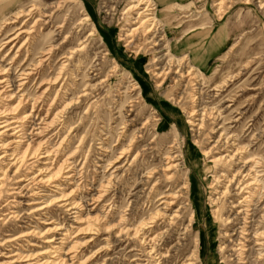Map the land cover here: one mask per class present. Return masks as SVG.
<instances>
[{
    "label": "rangeland",
    "instance_id": "374dc122",
    "mask_svg": "<svg viewBox=\"0 0 264 264\" xmlns=\"http://www.w3.org/2000/svg\"><path fill=\"white\" fill-rule=\"evenodd\" d=\"M136 1L0 0L2 66H8L18 48L29 39V33L22 35L10 54L12 45L3 47V40L17 29L29 32L41 11L50 23L39 22L32 28L36 33L21 51L16 67L26 62L30 54L36 63L42 50L52 44L60 45L61 49L45 64L46 75L33 85L28 84L26 91L32 99H42L44 89H38L37 83H48L44 87L51 89L50 102L43 108L39 104L42 111L40 107L37 110L45 119L52 105L47 123L57 120L51 132L46 131L39 138L35 134L33 139L37 145L46 141L56 149L54 167L58 169L67 162L65 172L71 171L72 176L65 179V174L60 178L62 190L45 186L40 195L39 183L32 178L38 175L43 161L35 160L19 176L25 182L6 181L0 194V264H39L37 260L44 259L43 253L50 246L44 245L38 234L27 235L34 229L46 231L49 226L42 223L51 217L59 228L72 230L68 245L76 254L71 264H182L195 249L197 264H238V256L232 252L236 248L221 251L229 245L223 235L226 218L219 211L222 199L217 202L221 184L215 182V152L210 151L207 156L204 150L214 145L215 133L217 139L226 132L235 136L247 152L264 158V0H203L193 12L191 7L183 8L191 11L185 14L190 17L183 19L178 13L174 18L173 9H159L154 0H148V13L156 18L157 26L149 35L144 29L135 31L140 27L139 15L129 8ZM33 6L37 15L28 24L27 11ZM169 14H173L171 22ZM186 20L190 22L181 25ZM180 26H184L180 28L184 34L204 31L200 38L191 33L187 42L181 43L182 34L176 35ZM217 35L227 42L219 51L209 53V43ZM69 53L70 60L65 58ZM63 64L66 73L54 86ZM85 90L89 96L78 99ZM39 123L37 120L35 128L46 126ZM134 142L138 144L130 148ZM149 145L152 150L142 153L137 167L128 172L135 156ZM172 146L181 154V164L170 174L172 180L162 181L161 192L176 189L188 178L193 204L190 213H195V218L188 239L183 232L188 215L183 223H159L153 236H163L157 249L166 257L159 258L157 254L149 255L150 249L143 253L139 244L129 246V242H120L104 230L112 229L122 216L129 220L132 230L155 216L159 204L151 207L150 189L144 191L135 181L147 167H159ZM122 153L129 154V165L124 167L125 159L117 163L116 172L109 171ZM112 174L124 176L115 181L110 180ZM161 175L162 172L156 178ZM157 179L149 180L153 181L150 188ZM63 192L76 193L85 224L74 222L72 213L78 210L69 213L63 207L49 209L51 216L30 214L40 205H34L40 202V196L50 201ZM158 193L159 187L152 196ZM104 195L103 202L90 205L93 199ZM12 211L18 212L19 217H2ZM108 215L115 219L106 220L105 228L103 221L92 222L93 217L106 219ZM18 254L34 260L13 263Z\"/></svg>",
    "mask_w": 264,
    "mask_h": 264
},
{
    "label": "bare ground",
    "instance_id": "6f19581e",
    "mask_svg": "<svg viewBox=\"0 0 264 264\" xmlns=\"http://www.w3.org/2000/svg\"><path fill=\"white\" fill-rule=\"evenodd\" d=\"M129 9L130 11L138 12L139 15L137 20L140 21V27L136 28L135 31L139 32L144 29L146 35L155 32L157 26H155L156 23L154 21L156 18H154L151 13H148V0H138L134 2L133 6ZM35 11H38L36 6H33L27 11L28 15L26 16L28 17V24L31 20L36 18L37 13H35ZM131 13L132 12L129 14ZM44 14L45 12L41 11L39 14L40 18L37 19L32 28L38 26L39 22L40 25H49L50 22L46 19L48 16H45ZM144 14H146L147 18L142 20ZM20 18L22 17H19V19ZM6 25H10V23ZM23 26H26V23H23ZM32 28H28L29 32L24 30V28L17 29L16 32L12 34L13 36L3 40V47L12 45L9 54L17 48L16 42L22 37V35L29 33L30 39V36H32L33 33H36V30ZM28 40L18 48L16 55L7 64V67L2 66V63H0V194L4 190L7 180L16 179L19 183L23 182L25 179H20L19 177L22 170L29 165H33L35 160L43 161V165L40 167L38 175L32 178L39 183L40 195L44 192L41 189L45 186H49L59 191L62 190L59 181L65 174L67 175L64 176L65 179H72L71 171L65 172L67 169V162L59 165L58 169L54 167L55 160L53 162L52 160L55 159L58 153L56 149H53V147L48 145L46 141L44 144L37 145V142L35 143L33 139L35 134L36 137L39 138L44 132H51L52 125L57 120V118H54L52 122L47 123L48 119L52 116L50 113L53 109L52 105H49L50 108L45 115V119H42V117L39 116V113L42 111L41 107L43 108V106L47 105L46 103H49L51 99V89L44 87L48 83H37L39 86L38 89H44L41 94L42 99H32L26 91L28 84L33 82V85L46 75L45 64L53 58L56 50L61 48H59L60 45L55 46L52 44L48 49H44L38 54V62H33L32 54H30L31 59L29 58L26 62L21 63L20 66L16 67L18 65L21 51L29 43ZM65 55H67L65 58L69 60L71 59L68 58L70 53L69 55ZM65 67L66 66L63 64L58 70L59 74L53 83L54 86H57V84L61 82L63 75L66 73L64 72ZM80 94L81 95L78 99H85L89 96V93L86 90ZM39 104L41 107L38 106ZM29 106H31L30 111ZM39 107L41 109L40 112L37 110ZM193 116L194 114H192L191 117ZM33 119L35 120V123L31 122ZM37 120H40L38 125L46 126L43 128H35L37 126ZM214 135L217 136L218 133H215ZM216 136L214 137V145L210 150H204V155L209 156L210 151L212 153L215 152V156L212 157V162L218 170V173L215 176V182L221 184V190L217 202L222 199L221 209L219 211L222 212L226 218L223 224V227H225L223 232L225 239L224 242L225 244H227L226 241L229 242V245L222 247L221 251L226 253L228 248H236V251L232 250V252L234 253V256H238V264H259L261 261L264 264V158L258 155L254 156L252 153L247 152L245 148L240 147L235 136H230L226 132H221L217 139ZM135 143L138 144V142L131 143L130 148H132ZM175 146L171 147L170 152L164 154V158L160 161L161 165H159V167H147L142 174L143 176L135 181V185L142 186L144 191L150 189L148 204L151 207L159 204L160 207L155 213V216L148 223H143L141 226L132 230L128 227L129 220L126 216H122L117 225L112 229H107L104 225L105 222H107L106 220H113L115 219L114 216L108 215V218L106 219L102 216H98L97 218L93 217V221L91 220L93 223L103 221L102 227L105 228V230L103 229L104 233L112 234V237L116 240L126 243L129 242V246L139 244L138 247L141 248L143 253L150 249L149 255L157 254L160 256L159 258H166L157 249L159 240L163 239V236H161V234L157 237L153 236L158 229L159 223H166L167 221H169L170 224L176 223L177 221L183 223L186 220V215H188L187 226L184 227L183 231L184 236L188 239L195 218V213H190L193 204L190 199L191 184L189 183L188 178L184 180L181 184L182 186H178L179 188L177 187L175 189L174 187H171L166 191L161 192V187H163V184L161 185L162 181L164 180L167 182L172 180L173 176L170 174H172V172L181 164L179 161L182 156L179 151H176L177 147ZM135 147L136 149L138 148L137 146ZM147 150H152L151 145L147 146L135 156L127 169L128 172H132V168L137 167V164L141 159V154L146 153ZM128 155L129 154L124 153L120 154L117 160L113 162L114 164L110 165L109 171L114 169L116 172L118 170V167L115 168L117 163H121L128 157ZM129 162L130 160L126 159V165L124 167L129 165ZM160 172H162V175L157 179L156 177L160 175ZM123 176L124 174L121 177L112 174L110 175V180H122ZM151 179H153V181L156 179L158 180L152 188L150 187L153 181H149ZM157 187H159V193L153 197L152 195ZM75 194L76 193L66 194L63 192L60 197H56L50 201H44L40 196V202L34 204L40 205L37 206L34 211H31L30 214L39 215L41 212V215L47 214L51 216L49 209L54 206L59 208L63 207L66 208L69 213L78 210L75 211V213H72V215H75L74 222L78 225L85 224L84 219L80 214L82 204L77 200ZM104 197L105 195L93 199V204L90 205H96L97 203L103 202ZM94 209L95 208H93V210ZM170 212L173 213L168 214ZM2 217L15 219L19 217V213L12 211ZM53 219L54 217H51L42 223L45 227L46 225L49 226L46 231L38 232L34 229L27 235L36 236L38 234L40 237H43L44 245L50 246V248L43 253L44 259H39L37 262L39 264H71V261L75 259L74 255L76 254L74 248H69L68 245L71 239L72 230L59 228L60 225L55 224ZM174 226L175 224L173 227ZM79 227L80 226H78L77 229H79ZM167 233L168 232L165 234ZM179 245L180 244L178 243L175 249H178ZM134 250L130 253H133ZM198 258L195 249L182 264H197ZM33 260L34 259H31L30 256L18 254L17 259H15L13 263H27Z\"/></svg>",
    "mask_w": 264,
    "mask_h": 264
},
{
    "label": "crops",
    "instance_id": "0c3cea01",
    "mask_svg": "<svg viewBox=\"0 0 264 264\" xmlns=\"http://www.w3.org/2000/svg\"><path fill=\"white\" fill-rule=\"evenodd\" d=\"M154 1L156 3V7L157 8L162 9V10H168V11L173 9L174 11H176V13H174V18L177 16V13H178V17H180L179 19H183L184 17L185 18L186 17L189 18L190 15H186L185 16V14L186 13L189 14L188 12H191V11H186L185 12V11L182 10L183 8L191 7L192 8L191 10L193 12V8L194 7L196 8V6H199L201 1H203V0H154ZM171 15H173V14H169L170 22H171V19L173 17V16L171 17ZM182 15H183V17H182ZM188 22H190V21L186 20L185 22H181V25L182 24L185 25ZM180 28L184 29V26L178 27V30L176 31V35H178V34L181 35L182 34V36H183V37L180 38L181 39V43H183L185 41L187 42V40L190 38V34L191 33L195 34L192 37L196 38V37L201 36L202 35L201 32L204 31V29H201V31L200 30L199 31L193 30L191 33L184 34L183 30H181ZM217 37L214 38V40L209 43V48L212 50L209 53H215L217 51V49L219 51L222 47L225 46L227 40H225V38L223 36H218L217 35Z\"/></svg>",
    "mask_w": 264,
    "mask_h": 264
}]
</instances>
